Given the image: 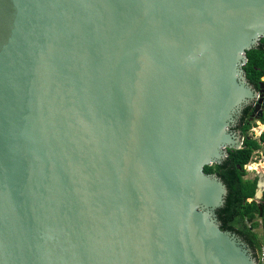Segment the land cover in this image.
I'll return each instance as SVG.
<instances>
[{"label":"water","instance_id":"95a60500","mask_svg":"<svg viewBox=\"0 0 264 264\" xmlns=\"http://www.w3.org/2000/svg\"><path fill=\"white\" fill-rule=\"evenodd\" d=\"M263 38L264 0H0V264H259L204 167Z\"/></svg>","mask_w":264,"mask_h":264},{"label":"trees","instance_id":"16d2710c","mask_svg":"<svg viewBox=\"0 0 264 264\" xmlns=\"http://www.w3.org/2000/svg\"><path fill=\"white\" fill-rule=\"evenodd\" d=\"M247 57L248 62L244 66L247 79L258 88L264 79V38L258 48L247 52ZM244 120L247 122V117H244ZM261 123L264 125V117ZM251 128L252 126H247L242 131L245 138L243 149L229 151L226 161L204 167V173L215 174L228 188L226 201L215 212L221 230L238 235L249 245L259 264H264L260 261L264 238L262 240L256 231L260 227L264 230V204L259 205L253 199L257 193L259 178H247L248 172L245 169L253 162L258 152L264 155V132L259 139H254L248 134ZM250 199L253 201H249ZM260 207H262V216Z\"/></svg>","mask_w":264,"mask_h":264},{"label":"flooded vegetation","instance_id":"af4514ba","mask_svg":"<svg viewBox=\"0 0 264 264\" xmlns=\"http://www.w3.org/2000/svg\"><path fill=\"white\" fill-rule=\"evenodd\" d=\"M254 88L257 90H260V85L258 88H256L255 86H254ZM258 106H260V109L255 114V110L257 109ZM244 117H247V122L244 120ZM263 117H264V100H263L261 105H259V102L255 100V101H251L250 104L241 113V115L237 118L236 123H234L233 127L231 128V131L235 135L242 137V139H243L242 149L245 145V138L243 137L242 131L247 126H252L256 121L261 123V120L263 119ZM248 134H249V132H248ZM257 177L259 178V181H260L261 177H259V176H257ZM253 199L259 205L264 204V191H263V195L261 197L255 196V198H253ZM253 199H251V201H253ZM260 210H261V216H262V207H260ZM236 236L239 237L238 235H236Z\"/></svg>","mask_w":264,"mask_h":264},{"label":"rangeland","instance_id":"374dc122","mask_svg":"<svg viewBox=\"0 0 264 264\" xmlns=\"http://www.w3.org/2000/svg\"><path fill=\"white\" fill-rule=\"evenodd\" d=\"M264 81V79H263ZM264 132V125L261 124L260 122L256 121L253 125L252 128L249 132V136L254 138V139H259ZM246 171L248 172L247 178H255L257 176L261 177L260 181L264 183V155L262 152H258L253 159V162L249 163L245 167ZM251 201V199L249 200ZM261 224V223H260ZM261 239L263 240L264 238V230L262 227L257 229ZM262 253H264V246L262 248Z\"/></svg>","mask_w":264,"mask_h":264},{"label":"built area","instance_id":"2783aa9c","mask_svg":"<svg viewBox=\"0 0 264 264\" xmlns=\"http://www.w3.org/2000/svg\"><path fill=\"white\" fill-rule=\"evenodd\" d=\"M260 261L264 263V253L261 254Z\"/></svg>","mask_w":264,"mask_h":264}]
</instances>
